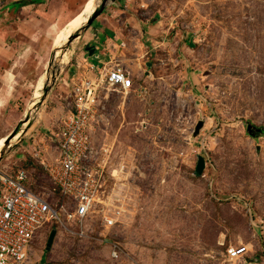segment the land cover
Returning a JSON list of instances; mask_svg holds the SVG:
<instances>
[{"label":"rangeland","instance_id":"1","mask_svg":"<svg viewBox=\"0 0 264 264\" xmlns=\"http://www.w3.org/2000/svg\"><path fill=\"white\" fill-rule=\"evenodd\" d=\"M17 1L0 0V14L19 15L8 5ZM41 1L21 9L40 20L30 27L42 38L16 98L23 114L2 115L0 170H24L34 193L60 204L39 161L57 157L53 132L70 82L85 73L82 26L102 0ZM129 12L156 32L152 40L132 33L126 58L137 59L122 66L131 88L100 92L106 118L89 133L105 178L85 236L74 224L45 225L25 264H264V0H130ZM103 215L113 218L108 227Z\"/></svg>","mask_w":264,"mask_h":264},{"label":"built area","instance_id":"2","mask_svg":"<svg viewBox=\"0 0 264 264\" xmlns=\"http://www.w3.org/2000/svg\"><path fill=\"white\" fill-rule=\"evenodd\" d=\"M92 70V64L86 63L84 75L70 82L71 99L52 136L57 157L49 165L39 161L62 202L51 204L34 193L27 185L24 170L13 176L0 170V264H25L35 235L45 225L67 228L74 224L78 229L73 233L85 236L84 223L99 201L105 178L89 133L106 118L99 95L105 88L123 91L131 88L129 72L119 64L89 75ZM101 222L108 227L113 218L103 215ZM226 251L229 259H236L247 249L243 246ZM111 255L117 257L116 250Z\"/></svg>","mask_w":264,"mask_h":264},{"label":"crops","instance_id":"3","mask_svg":"<svg viewBox=\"0 0 264 264\" xmlns=\"http://www.w3.org/2000/svg\"><path fill=\"white\" fill-rule=\"evenodd\" d=\"M41 4L42 2L40 4H30V6H41ZM129 5L130 0H114L109 5V8L104 10L105 14H101L96 19L98 20L97 25L91 27V24L86 28L83 34L86 37L85 47H94L92 53H88L86 49L82 52L84 63H91L93 67L92 73L89 75H96L97 72L102 71L104 68L106 69L116 64L130 67L127 61L137 59V57L135 59L126 58V55L132 49L131 37L133 32L135 34L140 32V37L147 40L153 39V35L156 32L155 25L132 15L129 12ZM25 6L16 7L15 10L17 12L20 11V14L16 13L14 17L3 13L0 14V122L4 119L2 115L5 112L23 114V111L19 112L16 98L23 96L26 85L24 73L27 69V63L31 55L35 54V48L38 49V46L33 45V41L36 39L40 41L42 38L40 33H33L30 27V22L33 19L39 22L40 20L32 15L29 18L24 17V12H22L24 10L21 9H24ZM27 23H29V27ZM25 25L27 30L32 32L30 36L22 34L20 31V27H25ZM88 31L89 33H87ZM33 34L35 35L32 36ZM137 43L140 45V40ZM23 46L30 47V52L24 59H22V55L27 48L24 47L25 49H22ZM92 62H96V66Z\"/></svg>","mask_w":264,"mask_h":264},{"label":"water","instance_id":"4","mask_svg":"<svg viewBox=\"0 0 264 264\" xmlns=\"http://www.w3.org/2000/svg\"><path fill=\"white\" fill-rule=\"evenodd\" d=\"M106 1H107V0H102V1L100 2L99 6L96 4V7L94 8L93 12H92L91 15L87 18L86 23H85L84 26H82V27L88 28V27L92 24V22L96 19V17L102 14V12L104 11L105 5H106ZM113 1H114V0H112V2H113ZM82 27H81V28H82ZM81 28H80V29H81ZM77 35H79V30H77L75 33H73V34L70 36V38H69V40H68L67 43H69V42H70L74 37H76ZM85 49L88 51V53H92V52L94 51V47H93V46H92V47L86 46ZM28 113H29V111L27 110V111H26V116H25V117H27ZM25 119H26V118H25ZM200 126H201V123L198 125V127H200ZM252 129H253V125H251V124H247V126H246V130H247V132L251 133V132H252ZM18 131H19V130H18V128L16 127V128H14V130H13L10 134L6 135V140H5L6 145H7V144L10 142V140H11V139H12V138L18 133ZM257 131H258V129H257ZM203 164H204L203 159H202L201 157H199V159H198V163H197V168H196V171H197L198 173L202 170V168H203ZM55 233H56L55 230H51V232H50V234H49V236H48V239H47L46 249H49V248H50V245H51V243H52V240H53V238H54Z\"/></svg>","mask_w":264,"mask_h":264},{"label":"trees","instance_id":"5","mask_svg":"<svg viewBox=\"0 0 264 264\" xmlns=\"http://www.w3.org/2000/svg\"><path fill=\"white\" fill-rule=\"evenodd\" d=\"M42 1L41 0H21L17 2H13L12 4L15 5L17 8L22 7L27 4H40Z\"/></svg>","mask_w":264,"mask_h":264},{"label":"bare ground","instance_id":"6","mask_svg":"<svg viewBox=\"0 0 264 264\" xmlns=\"http://www.w3.org/2000/svg\"><path fill=\"white\" fill-rule=\"evenodd\" d=\"M5 146V145H4ZM4 146H3V148H4ZM1 155V154H0Z\"/></svg>","mask_w":264,"mask_h":264}]
</instances>
